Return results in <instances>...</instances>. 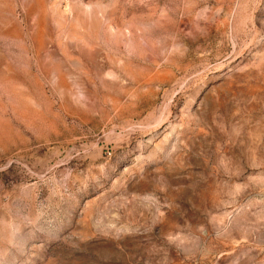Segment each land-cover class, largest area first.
I'll list each match as a JSON object with an SVG mask.
<instances>
[{"label":"rangeland","instance_id":"374dc122","mask_svg":"<svg viewBox=\"0 0 264 264\" xmlns=\"http://www.w3.org/2000/svg\"><path fill=\"white\" fill-rule=\"evenodd\" d=\"M0 264H264V0H0Z\"/></svg>","mask_w":264,"mask_h":264}]
</instances>
